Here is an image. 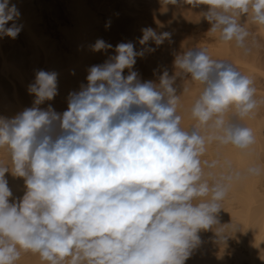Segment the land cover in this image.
<instances>
[{
  "label": "clouds",
  "instance_id": "clouds-1",
  "mask_svg": "<svg viewBox=\"0 0 264 264\" xmlns=\"http://www.w3.org/2000/svg\"><path fill=\"white\" fill-rule=\"evenodd\" d=\"M162 3L205 5L208 36L243 55L261 47L252 29L264 31V0ZM19 19L17 5L0 0V39L18 37ZM141 31L139 50L132 42L91 45L114 54L87 69L66 111L41 107L58 95V73L37 70L27 86L32 106L0 116V150L8 155L0 163V264H19L25 254L41 264H185L201 232L224 242L238 230L218 214L234 186L264 180V157L246 123L264 97L251 76L205 47L174 52L172 74L165 67L141 81L137 58L156 50L149 42L171 40L168 32ZM189 84L199 92L185 127L181 97ZM9 172L23 179L22 197H13Z\"/></svg>",
  "mask_w": 264,
  "mask_h": 264
},
{
  "label": "rangeland",
  "instance_id": "rangeland-1",
  "mask_svg": "<svg viewBox=\"0 0 264 264\" xmlns=\"http://www.w3.org/2000/svg\"><path fill=\"white\" fill-rule=\"evenodd\" d=\"M19 2L21 11L24 12V15L26 13L29 16L28 19L31 20L29 21L31 22V26L30 24L29 26L33 28V34L36 35V38H38V41H40L41 46L40 44H38L39 47H37V45L36 47L32 46L33 44H31L32 42L29 40L30 38H28V36L25 35L22 31L19 33L18 37L15 40L7 37L2 38L0 39V66L2 58V62L4 59H6L9 64L11 62L13 63L11 65H15L16 67L18 65L20 70L29 73H26V75L28 76V81L25 79L28 83L30 80H34L35 72L37 70L57 72L54 69H50V65L48 66V64H46L49 62L48 60L52 58H54V60L60 59L59 62H61V64L58 63V65H60V71L57 72L58 75L64 73L63 70L66 67L67 59H71V53L75 52V48H72V42V46L70 45L71 40L69 41V38L73 35L72 33H70L72 29L76 31V29H74V23H76L75 17L77 15L74 14L76 10H74V8H77V6L79 5L81 7L82 2L83 6L84 4L86 5V8L84 7L85 11L82 12V14L86 12V15L90 13L89 15L91 16V20L90 18L87 19L91 23L89 28L90 30H88L90 33L85 31V35L89 36L88 39L90 40L91 38V45H93V43L97 39H103L107 43L113 45V48L121 42H132L135 45V48L139 50L142 46L138 43V40L142 36L141 30L143 28L151 27L158 33L168 32L171 34V40H166L164 44L160 45L159 47H156L155 44L149 42V46L156 48V50L152 53H146L142 58H137L133 70L139 73V78L141 79V81L155 80L156 76H154V70L159 72L162 68L165 67L168 69L169 73L172 74V72L174 71L172 67V61L174 58L173 53L182 49L191 47H205L208 49L209 54L212 57L218 55V52H221V50L228 49L230 53H235V55L246 62V64H254L255 66L257 64L259 66H257V68H260L259 70L256 67L255 70L252 68L253 71H251L248 75L251 76L255 81V85L257 88V97H264V36L255 28H253V34L259 41L261 47L253 49V51L249 55H243L238 49L234 47V45L230 43H221L216 38L210 37L206 34L210 25L202 18V13L206 10L205 5H200L197 8H193L190 5H183L180 7L173 5L166 6L162 3V0H82L81 2H78L79 5L77 4V6H74L73 8V2H75L74 4L76 5V0H19ZM87 10L89 11V13L87 12ZM71 11H73L74 13ZM77 13L81 14L80 12ZM82 19L83 22L86 21V18L84 19L83 16ZM108 22H110V26L106 28L105 25ZM85 24H89V22L87 23L86 21ZM75 31L72 32L75 33ZM76 52H78L77 49ZM76 52L75 55L77 54ZM37 53L38 56H36L38 60L36 59L37 63L34 64L36 65L34 67V65H31L29 63L31 62V60L33 63H35L33 60L36 58L35 54ZM45 53L49 57V59H47V56L45 57ZM93 54H96V56L93 55V58L90 57L88 59L90 61H86L87 64L89 63L88 66L90 67L93 65L102 64L108 58V56L113 55L114 52L113 50H108L107 52H93ZM75 55L73 54L72 58H74ZM46 59L47 62L44 63ZM57 62L58 61H56V63ZM68 62L70 63V61ZM29 66H33V68L29 69ZM241 67L244 68L243 66ZM245 67L247 68V66ZM57 68H59V66ZM67 69L68 71L70 70L69 66H67ZM244 70L246 71L245 68ZM0 71L2 70L0 69ZM241 71H243V69ZM2 73L0 72V102H4L6 106L3 104L0 105L4 106L5 109L10 108L9 106H13L14 108V105L16 104V102L14 103L16 99H14V97L18 92L17 98H20L19 102H21L22 96L24 94V91H22L23 88L19 86L17 80L10 78L9 76L7 77L8 73L5 74L6 77ZM86 73L84 74L87 75L88 73ZM123 74L126 76L128 74V70L126 69ZM23 75L25 76V74ZM86 83V76L82 78L80 77V79L76 83V86L74 87V90L71 88H67V90L69 89L72 92L79 91L80 86ZM177 84L181 85L182 82L178 80ZM20 87L22 88V90ZM193 87H196L197 90L191 92V89ZM197 87L198 86L195 84L188 85V88L191 89L187 92V96L193 99L192 101H194V99L198 95L199 88ZM15 88L17 89L16 93H14L16 91ZM25 95L26 96L23 97L24 99H22L23 103L25 100L29 99L28 95ZM48 104H51L57 112L61 113L63 111H66L68 108L67 100L61 98L60 93H58V95L52 101L45 102V104L41 105V107H47ZM4 108H0V116L6 117V114H3ZM255 118L257 119V121H259L256 122L257 124H259V127L256 126L258 128L257 130H254L256 132L255 135L257 134L256 136L259 143H257L255 147L257 149L256 154L259 157H264V106L259 109ZM252 120L254 121V119ZM4 152L5 151L1 152V154L3 153L2 156L0 154V158H5L3 160L1 159L2 161H5L8 158V156H3ZM6 161H8V159ZM227 224H229L228 221ZM199 235L201 237V247H204V249L210 247V249L208 248L206 250H211V252H213L211 253L210 251H208L212 254L211 255L209 253L211 256H213V254L221 255L220 258H223L224 260L227 259L226 262L229 259H232V261L229 262L230 264L232 262H235L234 257L236 256H234L233 258L232 256L233 254H235V252L238 253L239 250L237 249L239 247L237 246L239 245L237 243V240L228 237L226 241H224V243H221L222 245L220 246V244L214 241V238L212 239L210 231L201 232ZM213 250L215 251V253ZM29 258V261L32 262L33 256L31 258V255L29 254L28 259ZM237 260L236 264L238 263ZM21 261L22 260H20L19 263ZM25 261L21 262L20 264H24Z\"/></svg>",
  "mask_w": 264,
  "mask_h": 264
},
{
  "label": "bare ground",
  "instance_id": "bare-ground-1",
  "mask_svg": "<svg viewBox=\"0 0 264 264\" xmlns=\"http://www.w3.org/2000/svg\"><path fill=\"white\" fill-rule=\"evenodd\" d=\"M77 1L78 0H76V2ZM81 1L82 0H79L78 2H81ZM78 2L76 3V5L74 4L75 2H73V8H74V6H77ZM11 3H15L19 9L20 19L17 21V23L23 25L21 31L25 35H27L28 38H30L29 40L32 42V43L30 42L31 44H33L32 46L36 47V45H37V47H39L38 44H40V46H41L40 41H38V38H36V35L33 34L34 33V31H32L33 28L30 27L31 22H29V21H31V20L28 19L29 16L26 13H25V15H26L25 16L24 12L21 11V6L19 4L20 3L19 0H11ZM79 7H80V5L77 6L78 9L76 7L74 8V10L75 9L77 10V11L75 10V13L73 12L74 11L73 9H72L73 11H71L77 15L76 17L74 16L75 20H76V23H74L75 24L74 29H76V31L72 29V31L73 32L75 31V33H73L72 31L70 32L73 34V35L71 34L72 35V37H70L71 39L67 36L69 38V41L71 40L70 45L72 46V44H73L72 48L73 47L75 48L74 51L76 52V49H77L78 52H76L77 54L75 55V52L72 51L73 53H71V57H70L72 59V61H71V59H69V60L67 59V63H66L65 68L67 69V66H69L70 70L68 71V69H67V71H66L65 68H64V70L62 68L64 73L63 74L61 73V74L63 76L61 74L58 75V77L60 78V79L58 78V88H59L58 93H60L61 98H63L64 100L65 99L67 100L69 93L72 92L69 89L67 90V88H71L74 90V87L76 86V83L78 82L80 77L82 78V77L87 76L84 73L87 72V68L90 66H88L89 63L87 64L86 61H90V60H88L90 57L93 58L94 56H96V54L95 55L93 54L94 51L91 50V43H90L91 38L89 40L88 39L89 36L85 35V31L90 33L88 30H90L89 28H90L91 23L89 20H87L89 18L91 20V16L89 15L90 13L87 10V12L89 13L88 15L85 14L86 12L83 13L84 15L82 14V12L85 11L84 9L86 8V5L84 4V6H83L82 2H81L80 8L81 9L83 8V9L81 10ZM77 12H80L81 14H78ZM82 16L84 19L86 18V21H87V23L89 22V24H85L86 21L83 22ZM29 24H30V26H29ZM257 31H259L264 36V31H261V30H257ZM71 42H72V44H71ZM73 54L76 57L74 56V58H72ZM36 55L38 56V53L35 54L36 58L33 60L35 63H33L31 60V62L33 64L31 62L29 64L34 65L37 63L36 61L38 59H37ZM46 56L47 55L45 53V57ZM45 57H44V60H45ZM214 58L232 61L237 66L238 70L241 71L243 69V71H241V72L246 74V75H248L251 71H253L252 68L255 70V67L257 68V66H258L257 64H256V66L254 64H252V65L246 64V62H244L242 59H240L238 56H236L235 53L234 54L230 53L228 49L221 50V52H218V55H216ZM2 59H1V66H0V69L2 71H0V72L1 73L4 72V73H2L3 75L8 73L7 77L9 76L10 78L17 80L19 86H21L23 88V90H22V88L20 87L21 90L24 91L23 96L21 95L22 99H24L23 97L26 96L25 94H27L28 98H29L28 100H25L28 102L24 101V103H23L22 99H21V102H19L20 98H17L18 92H17V89L15 88L16 91L14 93L17 92V94L14 97V99L16 98L14 101V103L16 102V104L14 105V108H13V106H9L10 108H6L7 109L6 110L4 108V106L0 105L1 106L0 108L3 107L6 110L5 111L3 109V114H6L7 118H12L17 113L22 111L24 108H28V107L32 106L34 97L32 95H29V93L27 92V86L29 85V83L32 80H30L28 83L27 82L28 76L26 75V73L29 74L28 72H24V71L20 70L18 65H17V67L15 65H11V64H13L12 62L9 64V62L6 59H4L2 62ZM47 59H49L48 56H47ZM47 59H46V61H44V63L47 62ZM52 59H49L48 60L49 62L46 64H48V66L50 65V67H49L50 69H54L57 72L60 71V65H58V63L61 64V62H59L60 59H58V60L56 58H55L56 60H54V58H52ZM56 61H58V62L56 63ZM68 61H70V63ZM51 63H53V64H51ZM55 64H56V66H55ZM51 65H52V67H51ZM249 65H251V66H249ZM35 66L36 65H34V67ZM58 66H59V68H57ZM241 66H243L246 69V71ZM245 66H247V68ZM32 68H33V66H29V69H32ZM257 69L259 70L260 68H257ZM21 71H22V73H21ZM65 72H66V74H65ZM23 74H25V76ZM60 75L62 78L60 77ZM5 77H6V75H5ZM178 85H180V84H178ZM193 88L192 89L190 88L192 90L191 92L197 90L196 87H193ZM190 89H189V91H190ZM192 100L193 99H191L187 96V93H185V95H182V97H181L182 110H181L180 114L183 117L182 124L185 127L190 126L192 123V120L190 118L189 111H188L190 109V106L194 102ZM0 104H3L6 106V104H4V102L3 103L0 102ZM256 122H259V121H257L256 118H254V121L252 119L246 121L247 125L249 127H251L253 129V131L257 130V128L259 127V124H257ZM256 126H258V127H256ZM254 133H256V132L254 131ZM256 138H257V136H256ZM257 143H258V140H257ZM257 143H256V145H257ZM256 145H255V147H256ZM2 151L3 150H0V154ZM256 151H257V149L255 150V152ZM5 153L6 152H4L3 156L4 157L8 156L7 153L6 154ZM2 154H1V156H2ZM229 155L232 157L233 160L240 162V163H244L243 159L235 151L229 150ZM1 159L3 160L5 158L1 157L0 161H2ZM6 160L2 161V162L8 163V161H6ZM2 162H0V163H2ZM6 179L8 180L9 187L12 190L14 197L15 198L22 197L23 192H24V181H23V179L12 176V174L10 172L6 173ZM223 207H224V209H221V211L218 214V219H219L220 223L222 225H226L227 221L229 224H231L233 221L234 223L239 225L238 230L235 231L231 236H229V237L237 240V243L239 244V245H237V243L234 240L236 245L239 246L237 248L239 250H238V253L235 252V254H233L232 258L234 256H236V257H234L235 262L234 263L232 262V263L236 264V260L238 259L237 264H264V180L252 179V180H248L242 184L234 186L230 195H229V198L224 202ZM210 234L212 236V239L214 238L215 239L214 241L217 242L218 244H220V246L222 245L221 243H224V242H221L219 240V238L216 236V234L213 231H210ZM225 244H226V242H225ZM218 246H216V247H218ZM205 247H207V246H205ZM208 248L210 249V247H207L204 249V247L202 248L201 245L198 246L193 251V253L189 257V259L185 262V264H230L229 262L232 261V259H229L226 262L227 259L224 260L223 258H220L221 255L213 254L214 257L216 256L214 258L213 256H211L212 255L211 253H213V252H211V250H208L211 252L210 253L206 250ZM214 253H215V251H214ZM208 254H209V256H208ZM25 255L29 257V254H25ZM25 255H23L21 258V260H22L21 262L27 260L24 262V264H30V263L31 264H41L38 257L35 256V258H34V255L30 254L31 258L33 256V258H32L33 263H32L29 261L30 258L28 259V257H26ZM210 256H211V258H210ZM24 257H25V259H24Z\"/></svg>",
  "mask_w": 264,
  "mask_h": 264
}]
</instances>
